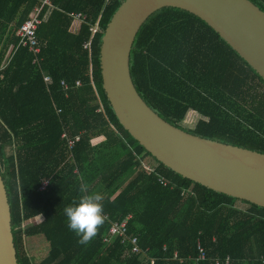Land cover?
<instances>
[{
    "label": "trees",
    "instance_id": "obj_1",
    "mask_svg": "<svg viewBox=\"0 0 264 264\" xmlns=\"http://www.w3.org/2000/svg\"><path fill=\"white\" fill-rule=\"evenodd\" d=\"M43 1L0 0V64L11 57L0 73V172L18 264H150L131 255L121 238L104 243L111 224L128 216V237L137 238L155 264H215L227 258L229 264H264V209L165 168L123 129L110 107L99 52L125 0H49L50 6ZM250 1L264 12V0ZM37 8L40 61L33 64L28 47H18L17 32ZM73 14L86 17L77 34L71 32ZM97 22L100 32L86 50ZM130 72L144 102L170 125L264 154V80L196 16L173 8L155 13L137 35ZM44 75L51 78L47 86ZM191 112L196 124L184 128ZM64 133L81 137L74 163ZM146 158L156 162L151 174L143 168ZM44 181L49 186L39 191ZM81 182L88 192L103 195L104 222L86 245L77 243L63 213L82 195ZM38 216L42 223L25 226ZM31 238L45 240L47 256L31 255ZM199 245L204 261H197Z\"/></svg>",
    "mask_w": 264,
    "mask_h": 264
},
{
    "label": "water",
    "instance_id": "obj_2",
    "mask_svg": "<svg viewBox=\"0 0 264 264\" xmlns=\"http://www.w3.org/2000/svg\"><path fill=\"white\" fill-rule=\"evenodd\" d=\"M179 9L207 24L264 80V12L250 0H125L101 38L104 94L119 124L159 164L214 192L264 209V154L174 127L137 92L131 52L158 11ZM0 264H18L6 187L0 172Z\"/></svg>",
    "mask_w": 264,
    "mask_h": 264
},
{
    "label": "built area",
    "instance_id": "obj_3",
    "mask_svg": "<svg viewBox=\"0 0 264 264\" xmlns=\"http://www.w3.org/2000/svg\"><path fill=\"white\" fill-rule=\"evenodd\" d=\"M43 5H49L50 6L49 0H44ZM41 10H42L41 8H37L35 10V14L31 15L30 19L27 22H25L17 32V37L20 40L18 47H20V46L28 47L29 51L35 57L33 64H37L40 61V59H39L40 49L38 48V42H37V30H38L39 26L41 25V20L39 18ZM72 18H73L74 22H77L80 24H82L86 20V17L82 14H73ZM90 32L92 34L91 39L86 44H84V49H86V50L91 49L93 38L95 37V35L97 33L100 32L99 22H97L96 24L91 26ZM10 60H11V57H8V58H6L5 61H3L0 64V73L7 68V66L10 63ZM44 82H45L46 86L49 85L51 83V78L47 75H44ZM61 86L64 88L65 91L68 88L67 85L65 84V82H61ZM76 86L77 87L80 86V82H77ZM80 138H81L80 136L70 138L66 133H64L62 135V140H64L66 142V145H67V148L69 151V162L70 163H74L73 149L75 147V144L80 141ZM145 165L146 164H143V168L145 169V171L148 172L149 174L153 173L154 169L149 167V166L144 167ZM159 181L164 186L167 185V182L163 181L162 179H159ZM48 186H49V181H44L42 183L41 187L39 188V191H45L48 188ZM105 218L107 219L108 217L105 216ZM130 220H131V216H128L122 222L112 223L110 226L109 232H108L109 236L104 239V243L109 244L113 239L121 238L122 243L127 242L130 245V254L131 255L139 256L142 263L146 262V263H150V264H155L156 259L149 255L148 250H142L139 247L137 238L128 237V223ZM198 250H199L200 255H199L197 261H204L206 259L205 251L203 250V248L200 245L198 246ZM176 259H177V255L175 254V257L173 258V260H176ZM229 262H230V260H229V258H227L225 261L217 260L215 262V264H229Z\"/></svg>",
    "mask_w": 264,
    "mask_h": 264
},
{
    "label": "clouds",
    "instance_id": "obj_4",
    "mask_svg": "<svg viewBox=\"0 0 264 264\" xmlns=\"http://www.w3.org/2000/svg\"><path fill=\"white\" fill-rule=\"evenodd\" d=\"M88 185L81 182L79 200L63 209L66 226L77 237V243L86 245L95 235L97 227L103 224V195L99 192H88Z\"/></svg>",
    "mask_w": 264,
    "mask_h": 264
},
{
    "label": "crops",
    "instance_id": "obj_5",
    "mask_svg": "<svg viewBox=\"0 0 264 264\" xmlns=\"http://www.w3.org/2000/svg\"><path fill=\"white\" fill-rule=\"evenodd\" d=\"M81 24L74 22L72 23L71 26V32L74 34H77L80 30ZM103 141V138H97L95 140H93V145L98 144L100 142ZM146 159L142 161V163H146ZM151 163V162H150ZM148 164L149 166H151V168H154L156 165L155 164ZM44 220V218L42 216H38L30 221H28L26 223V227H32V226H36L40 223H42ZM27 244L30 250V253L33 257H35V259H42L43 257L47 256L48 251H49V247L48 244L45 242L44 239L42 238H31L27 240Z\"/></svg>",
    "mask_w": 264,
    "mask_h": 264
},
{
    "label": "rangeland",
    "instance_id": "obj_6",
    "mask_svg": "<svg viewBox=\"0 0 264 264\" xmlns=\"http://www.w3.org/2000/svg\"><path fill=\"white\" fill-rule=\"evenodd\" d=\"M196 121L197 120H196L195 115L191 112V113H189V115L187 116L185 122L183 123V127L184 128H193L195 126V124H196ZM146 161H147L146 163H143V164H146L144 167L149 166L148 164L150 162H151L150 164H155L156 165V162L153 159L146 158ZM149 167H151V166H149ZM239 206L241 208H244V209L247 208V206L245 204H242V203H240ZM25 226H26V224H25Z\"/></svg>",
    "mask_w": 264,
    "mask_h": 264
}]
</instances>
